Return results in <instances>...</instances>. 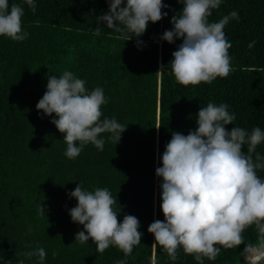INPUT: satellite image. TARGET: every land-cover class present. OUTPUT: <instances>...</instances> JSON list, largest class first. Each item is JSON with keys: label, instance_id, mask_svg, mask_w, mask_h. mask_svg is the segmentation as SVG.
I'll return each mask as SVG.
<instances>
[{"label": "trees", "instance_id": "obj_1", "mask_svg": "<svg viewBox=\"0 0 264 264\" xmlns=\"http://www.w3.org/2000/svg\"><path fill=\"white\" fill-rule=\"evenodd\" d=\"M12 3L24 7L22 29L28 36L19 42L0 36V264H38L37 257L22 255L37 247L46 251L44 264H116L122 259L151 264L153 255L157 264H198L182 249L173 262L159 247L152 248L155 238L147 229L164 220L162 178L156 169L173 132L194 131L200 108L209 102L227 104L235 115L227 130L264 131V0H221L212 10L209 23L238 12L239 20L230 19L224 28L232 45V70L227 77L187 87L175 82L170 69L156 74L182 43L161 39L173 28L172 16L183 8L179 0H162L167 16L149 22L141 37L127 41L131 33H117L103 23L101 33L93 34L96 17L108 12L109 0H34L35 13L23 0ZM66 70L84 80L89 92L103 89L107 103L101 107V120L115 118L126 127L120 141L103 133L98 137L105 140L102 151L89 143L75 159L64 155L63 134L51 123L55 114L36 109L48 77L58 78ZM257 152L264 156V142ZM257 175L264 179V170ZM79 183L86 191L107 188L116 199L120 222L124 215L139 220L143 235L131 255L125 258L113 246L99 254L91 239L75 242V234L84 229L71 220L69 211L78 202L68 193ZM243 236L254 243L255 226ZM244 247L221 248L215 260L204 258L203 264H243Z\"/></svg>", "mask_w": 264, "mask_h": 264}, {"label": "clouds", "instance_id": "obj_2", "mask_svg": "<svg viewBox=\"0 0 264 264\" xmlns=\"http://www.w3.org/2000/svg\"><path fill=\"white\" fill-rule=\"evenodd\" d=\"M179 2L183 8L172 16L173 28L166 30L161 39L168 43H173L174 38L182 39V43L172 53L169 64L161 65L156 74L170 69L175 82L185 87L227 77L232 70L229 55L232 45L224 28L230 19L239 20L238 12L232 11L218 22L209 23L208 17L221 0ZM23 3L35 13L34 0ZM166 7L162 0H126V4L125 0H109L108 12L96 17L93 34L101 33L103 23L117 33H131L126 41L139 38L149 22L156 23L167 16V12H162ZM24 14L22 4L9 5V0H0V36L17 42L25 40L28 33L22 29ZM140 43L137 39V44ZM106 103L101 87L89 92L84 80L66 70L58 78L48 77L47 90L36 109L46 116L55 114L51 123L63 134L64 155L75 159L89 143L102 151L105 140L98 137L103 133H110L108 139L112 141H120L126 127L115 118L101 120V107ZM228 107L212 102L201 107L196 120L198 127L187 135L173 132L161 157L162 166L156 169V175L162 178L164 220H155L147 230L154 235V251L159 247L173 262L177 260L178 249L203 264L204 258L215 260L221 248L233 249L242 244L243 264L264 261V179L257 175V170H264V156L257 152V146L264 142V131L255 127L248 133L236 126L227 130L225 126L235 120ZM245 145L246 152L242 151ZM68 195L78 202L69 211L71 220L84 229L75 234V242L84 244L91 239L99 254L113 246L125 258L141 243L139 220L124 215L120 222L114 210L116 199L107 188L86 191L79 183ZM38 212L45 216L41 204ZM253 225L257 239L246 243L243 233ZM22 255L29 260L37 257L38 264H44L46 251L37 247ZM56 255L53 252V257ZM18 264H24V260ZM116 264L127 262L122 259ZM151 264H157L155 255Z\"/></svg>", "mask_w": 264, "mask_h": 264}, {"label": "rangeland", "instance_id": "obj_3", "mask_svg": "<svg viewBox=\"0 0 264 264\" xmlns=\"http://www.w3.org/2000/svg\"><path fill=\"white\" fill-rule=\"evenodd\" d=\"M260 264H264V261H261Z\"/></svg>", "mask_w": 264, "mask_h": 264}]
</instances>
